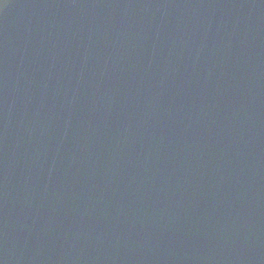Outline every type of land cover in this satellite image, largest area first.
Returning a JSON list of instances; mask_svg holds the SVG:
<instances>
[{"label":"water","instance_id":"obj_1","mask_svg":"<svg viewBox=\"0 0 264 264\" xmlns=\"http://www.w3.org/2000/svg\"><path fill=\"white\" fill-rule=\"evenodd\" d=\"M0 264H264V0H0Z\"/></svg>","mask_w":264,"mask_h":264}]
</instances>
